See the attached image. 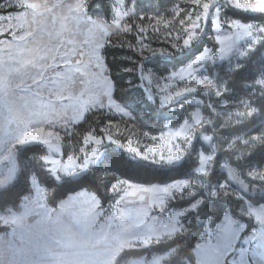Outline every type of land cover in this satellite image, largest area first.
Returning a JSON list of instances; mask_svg holds the SVG:
<instances>
[{
    "label": "rangeland",
    "instance_id": "1",
    "mask_svg": "<svg viewBox=\"0 0 264 264\" xmlns=\"http://www.w3.org/2000/svg\"><path fill=\"white\" fill-rule=\"evenodd\" d=\"M179 1L172 9L162 11L154 4L143 5L137 0H124L123 4L120 0H111L112 13L106 17L101 13L90 12L87 0H0V189L15 181L21 166L19 154L21 148L27 145L44 146L43 154L32 155L35 158L33 166L36 167V161L41 160L49 175L61 181L64 177H80L96 167L104 158L108 144L124 150L135 160L146 161L128 153L127 147L131 145L139 148L142 153H146L145 145L163 148L164 141L159 139L161 132L178 128L185 119L191 124V116L197 112L205 120L212 119L211 115L205 113V108L208 104L216 106L209 101L210 92L206 87L200 86L197 92L186 94L179 104L173 102L161 107L163 93L156 89V84L160 83L162 87L163 84L170 83L169 91L185 86L178 81H169L167 77L191 63L204 48L213 50L212 54L217 55L219 47L215 36L220 35L231 38L233 50L223 61L217 60L215 65L207 63L202 75L216 81L221 92H224L225 85L221 79L232 69L230 65L238 66L236 61L247 56L264 39V22L234 17L231 9L264 15V0H243L239 4L234 0H200L199 3L195 0ZM205 4L208 5L206 15ZM133 7L135 12L131 11ZM117 9L121 15H117ZM181 9L179 16H175L176 11ZM124 12H129V15L123 16ZM140 13L147 15L141 19ZM189 13L191 20L187 19ZM155 14L171 20L169 26L156 24L155 20L149 18ZM181 20L184 21L183 24ZM217 20L219 28L215 25ZM194 24L199 27H190ZM125 25L130 26L128 30H125ZM141 27L143 31L140 30ZM246 30L250 35H243ZM127 31L135 34V49L141 55L147 53L168 56L173 51L182 55L193 50L199 42H206L200 52L166 74H159L149 68L138 69L139 85L143 89L144 98L158 110L174 112V116L166 119L159 129L147 127L149 121L146 114L152 112L153 108L145 107L149 103L142 102L141 110L136 112L132 106L117 101L114 97L115 85L103 50L113 36ZM192 31L198 32V38L190 48H184L183 39ZM145 44L148 48H143ZM156 49H163V52L155 51ZM187 86L196 85L189 81ZM212 91L215 92V88ZM202 94L207 95L206 99ZM110 98L115 99L129 115L126 117L123 113L114 112L108 105ZM228 104V100L221 97L220 107L216 108V112L221 113L222 118L231 120L238 117L237 113L244 112L237 109L229 111ZM90 113L95 114V123L89 131L80 134L76 131V126ZM104 116H108V120L96 128V124ZM109 122L118 126L119 131L117 127L110 131L114 139L123 143L124 148L105 139L99 147L102 155L95 165H90L87 169L75 168V171L74 166H68V172H65L64 167L70 158H78V163L83 164L85 156L95 146L84 144L86 134L94 132L102 135L100 130ZM207 127L205 125L201 129L197 126L194 129L201 134L197 138L202 140L203 135H213ZM153 137L157 139L153 140ZM195 142L191 149L181 141L175 143L180 144L186 156L194 155L199 164V152L211 154V146L203 141L210 150L206 151L200 146L195 149ZM213 143L215 144L214 140ZM215 146L218 151L216 144ZM81 148H84V152H81ZM163 154L167 156L166 149ZM181 161L156 164L171 167ZM220 165L217 172L226 173V179L221 181L211 179L216 165L210 170L208 177H199L194 171L190 177L166 183L142 184L120 179L111 188L116 195L115 199L106 206L102 205L100 197L94 191L88 189L71 193L56 206H52L48 202L49 189L33 172L29 177L31 190L22 196L20 203L5 210L0 208V227L8 228L0 230V264H165V260L175 253V248L155 253L151 257L141 255L116 262L125 249L149 246L186 232L190 222L187 213L197 210L201 205L192 209L191 204L197 199L202 198L204 201L213 198L210 195L212 188H218L222 182L227 181L232 193L243 198L241 209L244 211L248 207L245 201L251 202L253 206L264 203H255L247 197L258 191V186L264 179L258 177V182L251 185L229 163L234 169V175L238 177L237 181H232L227 177V170ZM255 171H264V168ZM183 179L192 181L189 187L194 189L196 199L185 207L171 208V200L191 197L188 195V188L183 193L173 189L171 195L164 196L161 206L160 193L153 190L152 186H167ZM196 180H201L208 187L202 188L195 183ZM239 180L248 184L246 191ZM231 215L237 221V226L246 222L232 212ZM247 220L253 222L250 218ZM215 226L207 218L205 233L198 242L206 241L209 238L207 229L212 227L214 231ZM254 227L258 228V225ZM236 256L238 253L228 256V262Z\"/></svg>",
    "mask_w": 264,
    "mask_h": 264
},
{
    "label": "trees",
    "instance_id": "2",
    "mask_svg": "<svg viewBox=\"0 0 264 264\" xmlns=\"http://www.w3.org/2000/svg\"><path fill=\"white\" fill-rule=\"evenodd\" d=\"M137 1L143 5L154 4L162 11H168L180 2L179 0ZM87 8L92 13H101L106 17H109L112 13L111 0H87ZM231 15L245 21L257 20L264 22V15L262 14H247L231 9ZM205 45L206 42L201 41L193 50L182 55L174 53L173 50L172 54L168 56L160 54L148 55L147 53L141 55L135 49L136 36L132 31L113 36L104 47L103 53L111 78L114 81L115 99L132 106L136 112L141 110L142 102L149 103L145 107H151L152 105L144 98L143 89L139 85L138 69L140 67L142 69L149 68L159 74H166L171 69L184 64L192 55L200 52ZM263 54L264 39L247 56L236 61L239 63V68L235 66L236 64L234 67L231 64V70L227 72L222 70L226 73L225 76H222L221 82L228 89L222 97H225L229 102L228 110L237 109L246 112L248 109L243 107L240 102L248 101L251 107L258 109L256 113L248 116L243 124H237L236 121L239 117L231 120H228V118L224 119L216 114L213 115L208 107L205 108V113L211 115L215 125L214 129L210 127H207V129L213 134L215 144L218 147L215 170L211 174L212 180L221 181L226 179L225 172H217V167L224 160L235 166L242 177L251 185L258 181L257 179H250L247 176V171L262 170L264 168V143H251L248 146L243 144V140L248 139L250 136L259 137L264 135V97L259 96L258 88L260 86L254 83L264 75ZM224 73L222 74L224 75ZM206 97L207 95L204 94L203 98L206 99ZM209 97V101L213 102L216 108L220 107L221 97L215 96L214 91L210 92ZM221 107L224 108L225 106ZM225 113L227 114V112ZM94 115V113L88 114L76 126V131L80 134L89 131L95 123ZM173 116L174 112L170 110H158L153 107L152 112L146 114V118L149 121L147 122V127L159 129L166 119ZM106 120H108V116L101 118L100 122L96 124V128L106 123ZM237 137H241V139L235 142L234 147H232L230 142L236 141ZM199 146L206 151L210 150L207 144L197 138L195 149L199 148ZM221 147L230 153H220ZM44 152L45 148L41 144L27 145L21 148L19 154L21 166L15 181L0 189L1 209L16 207L20 203L22 196L31 190L29 177L33 172H36L41 182L49 189L48 202L52 206H56L61 199L81 189L94 191L100 197L102 205L106 206L115 199L116 195L113 194L111 188L120 179L142 184L166 183L175 179L190 177L194 174L195 167L198 165L197 158L194 155L186 156L178 165L171 167L135 160L124 150L108 144L104 158L96 167L88 170L80 177H64L61 181H57L45 170L41 160L36 161L37 168L33 166L35 165V158L33 159L32 155L43 154ZM235 158H240V161H235ZM196 197L173 199L169 202V205L171 208L185 207L192 203ZM247 197L255 203L264 202V181L260 182L258 191L253 196L249 194ZM242 204L243 198H237L235 193L227 197L205 199L197 210L187 213V217H190V222L186 232L149 246H143L138 249H125L119 255L116 263L123 262L125 259L134 256L146 255L151 257L155 253H162L175 248V253L165 260V264H193L195 263L194 248L205 233L207 218L211 217V223L215 226L229 208L234 216L242 217L248 223L250 229L254 227L253 222L248 221L240 212ZM5 229H8L7 226L0 227V230Z\"/></svg>",
    "mask_w": 264,
    "mask_h": 264
},
{
    "label": "snow or ice",
    "instance_id": "3",
    "mask_svg": "<svg viewBox=\"0 0 264 264\" xmlns=\"http://www.w3.org/2000/svg\"><path fill=\"white\" fill-rule=\"evenodd\" d=\"M196 3H199L200 0H195ZM236 3H243V0H234ZM120 3L123 4L124 0H120ZM250 6V5H247ZM205 15L208 8V5H204ZM132 12H135V8L131 9ZM181 10L176 11L175 16H179ZM117 15H121L120 10L117 9ZM123 16H128L129 12H124ZM147 15L145 13H140L141 19ZM149 16V15H148ZM150 19L155 20L156 24H162L164 27H168L171 23V20L165 18L162 15H150ZM187 19L191 20L192 16L189 13ZM199 18H197L198 20ZM119 24V21H116ZM184 21L181 20V24ZM215 25L217 28L220 27L219 21H215ZM130 26L125 25V30H128ZM190 27L198 28V24L190 25ZM250 27V26H249ZM143 31V28H140ZM159 29H157L158 31ZM198 32L192 31L186 38L183 39V47L190 48L193 43L198 38ZM243 35H250L247 30ZM177 38L179 36L177 35ZM215 41L218 44L219 52L217 55L212 54L213 50L209 48H204L202 52L195 57V59L186 66L181 67L178 71H174L170 74L167 79L169 81H178L181 84H184L183 87H178L175 91H169L170 83H165L161 87L160 83L156 84V89L163 93L162 98L160 100L161 107H165L171 105L173 102L180 103L181 99L189 93H195L198 91L200 86L206 87L209 92L215 88V96L222 97L224 93L228 91L225 87L224 92H221L220 87L216 85V81L211 79L209 76L202 75L204 71H206V64L212 63L215 65L216 61H223L227 54L233 50L234 45L231 42V38L227 36H215ZM174 47H179L174 45ZM143 48H148V45H144ZM138 51H143V49H138ZM155 51L163 52V49H156ZM239 68V66H237ZM200 73L201 75H198ZM151 79V77H149ZM218 79V78H217ZM191 81L195 87H188V82ZM256 85H259V96L264 97V75H262L259 79L254 82ZM151 98V96H150ZM202 103V102H200ZM246 109V112L237 113L236 115L239 117L237 119V124H243L248 116H252L253 113L258 111L257 108L251 107L248 101L240 102ZM109 107L117 113H123L124 116H128L129 114L121 107V105L115 99L108 100ZM181 108L183 104L180 105ZM209 108L210 112L215 113L217 116L222 115L221 113L216 112V108L211 104L206 105ZM231 118L229 114V119ZM192 123L190 124L187 119L183 121V123L175 129L169 128L167 132H161L159 139L164 141L163 148H152L145 145L146 153H142L139 148L132 147L129 145L126 151L130 154H134L136 157L140 159L150 161L152 163L163 162L167 164H172L174 162L181 161L186 153L184 149L181 148L180 144L175 143L176 141H181L187 145L189 149H191L193 143L197 139V135L200 133L194 131L197 126L201 129L207 125L210 128L215 127L214 121L212 119L205 120L203 116H201L198 112L191 116ZM113 127H117V131H119L118 126L113 125L112 122H109L107 126L102 128L100 131L102 135H96L94 132H89L84 137L85 145H95L91 148V152L87 154L84 158L83 164L78 163V158L72 157L69 159L68 164L64 167V171L68 172V166H74L75 168L87 169L90 165H95L102 153L99 151L100 145L106 139L110 143H114L122 148H124L123 143L119 139H114L113 135L110 131ZM147 137V133L144 134ZM153 140L157 139L156 137L152 138ZM241 137H237L236 141L230 142L232 147H234L235 142H238ZM202 140L208 142L211 146V154L206 155L204 152H199V166L195 169V172L198 173L199 177H208L210 176V170L216 164V155L217 148L213 143L214 136L213 135H203ZM251 143H264V135L259 137H249L246 140H243L244 146H248ZM167 151V156L163 154L164 150ZM220 153H230L225 151L223 147L220 148ZM81 152H84V148H81ZM48 159L47 157L45 158ZM235 161H240V158H235ZM220 167L227 170V177L229 180L237 181L238 177L234 175V169L229 165V163L225 160L224 163L220 165ZM247 176L250 179H264V171H255L248 170ZM192 181L188 179H183L176 181L167 186H152V189L160 193V203L163 206L164 196L171 195L173 189L179 190L181 193L184 192L185 188H188V195L195 196L194 189L190 188L189 185ZM196 184H199L202 188L208 187L207 184L203 183L201 180H196ZM239 183L245 189H248V184L243 180H239ZM131 184V182H129ZM218 189V190H217ZM232 189L228 185L227 181L219 184L218 188L213 187L210 195L213 198H219L221 196L227 197L232 195ZM237 198L239 194H236ZM201 203H203V199H197L195 203L191 204L192 209H196ZM247 203V211L241 209L242 214L253 220L254 225H258L257 227L249 228L248 223H240L237 226V221L232 218L231 209L224 212L221 221L218 222L215 226V230L213 231L212 227L207 229L209 238L196 245L195 253L198 257L197 264H224V260L226 256H231L233 253H238V256L234 257L230 264H250V259L252 264H264V203H259L255 206L252 205L251 202L245 201ZM187 211V210H185ZM183 213H178V215H182ZM211 217H209V223L211 224ZM251 233L250 235L248 233Z\"/></svg>",
    "mask_w": 264,
    "mask_h": 264
},
{
    "label": "crops",
    "instance_id": "4",
    "mask_svg": "<svg viewBox=\"0 0 264 264\" xmlns=\"http://www.w3.org/2000/svg\"><path fill=\"white\" fill-rule=\"evenodd\" d=\"M199 242H200V241H199ZM199 242H197L196 245H197ZM196 245H195V248H194L195 263H193V264H197V259H198L197 255H196V253H195ZM228 263L230 264V262H228V256H226V257H225V260H224V264H228Z\"/></svg>",
    "mask_w": 264,
    "mask_h": 264
}]
</instances>
